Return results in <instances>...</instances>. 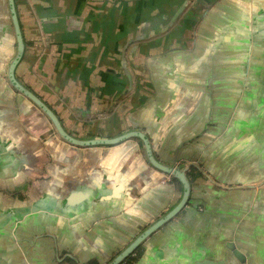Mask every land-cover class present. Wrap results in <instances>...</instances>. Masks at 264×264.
Returning <instances> with one entry per match:
<instances>
[{
	"label": "crops",
	"instance_id": "obj_1",
	"mask_svg": "<svg viewBox=\"0 0 264 264\" xmlns=\"http://www.w3.org/2000/svg\"><path fill=\"white\" fill-rule=\"evenodd\" d=\"M262 1L13 0L24 46L15 78L66 133L137 130L159 162L193 165L185 207L122 264H264V150L245 81L247 54L264 57ZM16 50L0 0L2 264H108L177 204L181 185L137 139H60L7 81Z\"/></svg>",
	"mask_w": 264,
	"mask_h": 264
},
{
	"label": "water",
	"instance_id": "obj_2",
	"mask_svg": "<svg viewBox=\"0 0 264 264\" xmlns=\"http://www.w3.org/2000/svg\"><path fill=\"white\" fill-rule=\"evenodd\" d=\"M10 15L12 21V27L16 37L17 50L16 55L13 60L9 63L7 70V81L9 85L16 90L20 95L30 101L34 106H36L49 120L51 123L55 133L62 139L64 142L80 148H88V147H111L118 145L124 141L137 139L143 145L144 155L147 162L157 171L165 174L173 180H176L182 188V195L177 202V204L172 207L164 216H162L159 220H157L154 224L145 229L140 235H138L123 251H121L118 255H116L108 264H122L127 258L133 255L141 243L144 242L150 235H152L155 231H157L164 224L169 222L171 219L175 218L179 212L185 207L187 204L191 185L187 178L188 170L193 166L191 164L185 165H166L159 162L152 153L151 145L149 139L145 134L140 131L134 130L123 135H120L116 138L111 139H92V140H78L73 138L71 135L66 133L61 126V123L52 112V110L47 107L40 99H38L33 93H31L27 88L23 87L15 78L14 71L16 66L18 65L22 53H23V42L20 33L19 24L17 21L16 13L14 10L13 0H8ZM264 3V1H262ZM259 28L257 27L258 36L263 35L264 39V28L262 29V33H259ZM255 35H252V37ZM263 48H264V40H263ZM264 55V50L262 51ZM257 61V62H256ZM253 61L251 64V55L247 54V64L245 66L248 77L246 78V82L248 83L247 88H255V92L253 98L256 99L255 105L253 107V116H248V126L250 131L257 134L254 135V138L257 140V143L260 144L262 149L264 150V57L261 59H257ZM249 98V97H248ZM256 117V118H255ZM231 250L232 254L243 263L244 257L241 253H239L234 245H227ZM0 264H2V259L0 258ZM208 264V263H204ZM210 264V263H209Z\"/></svg>",
	"mask_w": 264,
	"mask_h": 264
},
{
	"label": "trees",
	"instance_id": "obj_3",
	"mask_svg": "<svg viewBox=\"0 0 264 264\" xmlns=\"http://www.w3.org/2000/svg\"><path fill=\"white\" fill-rule=\"evenodd\" d=\"M171 181L174 182V183H176V181H173V180H171ZM132 257H133V258H131V259H136V258L138 257V254L136 253V254H134Z\"/></svg>",
	"mask_w": 264,
	"mask_h": 264
}]
</instances>
